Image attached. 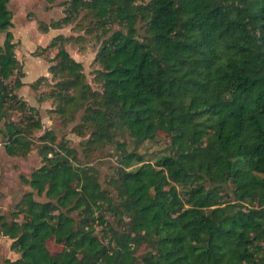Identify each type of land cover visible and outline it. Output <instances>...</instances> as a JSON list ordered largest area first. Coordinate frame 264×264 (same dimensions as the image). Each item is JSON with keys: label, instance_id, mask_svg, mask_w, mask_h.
I'll return each instance as SVG.
<instances>
[{"label": "trees", "instance_id": "obj_1", "mask_svg": "<svg viewBox=\"0 0 264 264\" xmlns=\"http://www.w3.org/2000/svg\"><path fill=\"white\" fill-rule=\"evenodd\" d=\"M10 1L0 0V122L7 153L27 156L43 122L17 93L25 83ZM64 6L42 29L85 11L86 31L103 39L102 90L66 49L72 37L57 34L45 49L58 48L49 67L58 111H82L76 130L90 134L86 152L111 145L117 164L104 186L52 130L37 136L41 165L20 177L32 191L10 220L0 212V235L18 255L5 264H264V0ZM125 134L130 143L118 139ZM162 135L167 153L147 157L140 146Z\"/></svg>", "mask_w": 264, "mask_h": 264}, {"label": "rangeland", "instance_id": "obj_2", "mask_svg": "<svg viewBox=\"0 0 264 264\" xmlns=\"http://www.w3.org/2000/svg\"><path fill=\"white\" fill-rule=\"evenodd\" d=\"M66 1L68 0H56L53 6H50L47 0H11L9 3V8L14 13L11 31L14 34L16 57L19 59L20 67L24 72L23 82H29L25 83L27 87H21L17 93L28 104L36 105L40 116L44 119L43 130L36 132L35 141L33 142L34 147L28 154L31 156L27 157L28 159L26 158L27 161L23 163L22 168H16L19 188H15L12 192L14 195L12 202L0 201V212L8 217L9 220L16 204L21 201L23 195L28 191H32L20 179V175L30 176L31 171L37 168V157L40 159L39 164L41 165L37 146L42 143L38 141L37 136L42 135L44 130H52L58 142L64 141L67 146L75 150L77 158L82 165L95 166L99 171L100 180L104 186H107L108 176L113 173L117 164L111 145H106L97 151L91 152L89 150L86 152L83 143L88 140L90 134L88 132L82 134L76 130V126L81 122L82 111H79L75 118H71V115L65 117L58 111V106L61 104L57 86L59 77H55L49 72V67L58 62L55 57L58 48L45 49L57 34L72 37L65 43L66 49L75 60L83 64L86 80L92 89L102 90L101 81L97 73L100 65L96 62V56L103 39L86 31L89 18L85 15V11H82L74 18L71 24L62 28L50 29L48 32L42 29V26L49 25L52 21L65 16L64 2ZM115 28L119 27L115 26ZM4 40L5 33L0 32V44H3ZM32 83H35V86H32ZM14 114L13 119L16 121L22 117L19 112ZM4 132L5 124L2 121L0 122V148L4 147L6 143ZM121 138H127L129 143L131 141L128 134L118 137V139ZM166 143L167 139L162 135V138L142 144L140 150L147 157L159 156L167 153L168 147ZM13 165L15 164L13 163ZM36 198L45 200L37 195ZM109 221L113 222L114 219L110 217ZM97 230L102 235L101 226H97ZM10 246L11 240L0 235L1 264H5L6 258H14L15 252L10 249ZM48 246L53 252L60 251L62 248L53 241H50ZM144 250L142 248L140 253Z\"/></svg>", "mask_w": 264, "mask_h": 264}, {"label": "crops", "instance_id": "obj_3", "mask_svg": "<svg viewBox=\"0 0 264 264\" xmlns=\"http://www.w3.org/2000/svg\"><path fill=\"white\" fill-rule=\"evenodd\" d=\"M50 29H53V28H50ZM24 83H29V82H24ZM25 87H27L26 84H24V86L22 88H25ZM30 105L33 107H36L38 109V107L36 105H34V104H30ZM42 122L44 123L43 118H42ZM30 156L31 155H27V156L15 155V156H12V155L7 153L5 146L0 148V201L3 200L5 202H8V201L12 202L13 197H14L12 192L15 190V188H19L18 171L16 168H18V167L22 168L23 163H26L27 159ZM13 163L16 165V167H15V165H13ZM36 163H37L36 166L38 168L40 166V164H39L40 159L38 157L36 159ZM21 175H23V174H21ZM21 175H20V177H21ZM17 257H18V255L15 253V256L13 259H15Z\"/></svg>", "mask_w": 264, "mask_h": 264}, {"label": "flooded vegetation", "instance_id": "obj_4", "mask_svg": "<svg viewBox=\"0 0 264 264\" xmlns=\"http://www.w3.org/2000/svg\"><path fill=\"white\" fill-rule=\"evenodd\" d=\"M32 172H33V171H32ZM32 172H31V173H32ZM31 173H30V175H31ZM23 175H24V174H23ZM24 176H26V175H24ZM26 177H29V176H26Z\"/></svg>", "mask_w": 264, "mask_h": 264}, {"label": "water", "instance_id": "obj_5", "mask_svg": "<svg viewBox=\"0 0 264 264\" xmlns=\"http://www.w3.org/2000/svg\"><path fill=\"white\" fill-rule=\"evenodd\" d=\"M0 264H1V259H0Z\"/></svg>", "mask_w": 264, "mask_h": 264}]
</instances>
